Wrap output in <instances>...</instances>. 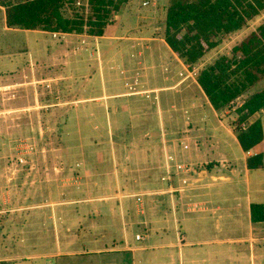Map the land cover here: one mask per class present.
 Segmentation results:
<instances>
[{
    "label": "crops",
    "instance_id": "0c3cea01",
    "mask_svg": "<svg viewBox=\"0 0 264 264\" xmlns=\"http://www.w3.org/2000/svg\"><path fill=\"white\" fill-rule=\"evenodd\" d=\"M144 8L151 13L144 14ZM157 10L158 4H129L115 14L102 36L13 30L2 18L4 33L16 38L25 35L22 43L14 46L18 54L30 52L35 42L34 37H29L37 36L41 53L36 66L53 71L54 65H60L68 72L66 79L70 83L78 78L85 83L92 81L98 67L105 85V71L109 70L112 83L113 72L119 69V91L68 100L71 108L67 117L76 120L71 133L80 138L78 147L83 152V160L77 165L82 166L87 184L79 197L64 203L59 193L57 198L52 195L47 199L46 204L44 197L36 194L34 198L32 193L28 196L26 189L22 195L0 192V264H37L39 260L45 264H61L60 260L67 264H156L154 261L161 257L155 253L171 257L173 250H179L181 264L185 259L201 264L195 258L201 254L200 248L242 243H250L249 256H229L225 264H256L261 257L255 254V246L264 242V222L252 221L251 207L264 204V167L250 169L247 162L251 155L264 154V141L251 152L243 150L234 125L236 113L213 107L197 75L190 76L194 66L185 63L167 43L164 18H159L161 10ZM127 12H137V18H126ZM118 22L127 29L123 31ZM10 43L13 42L4 46L0 58L13 56ZM14 67L6 71L0 66V75L20 68ZM195 70L198 74L199 70ZM1 76L0 97L6 103L5 96L12 87L21 89L27 81H12L9 74ZM49 76L50 79L42 77L41 82L58 79ZM111 99H119V104L113 105L114 119L111 110H105L103 115L94 109L89 111L92 104L107 108V100ZM4 110L0 115L13 112ZM262 120L264 127V111ZM65 149L69 151L71 146ZM104 151L112 154L111 169H106L101 159ZM179 165L190 170H180ZM4 178L7 183L9 179ZM51 185L55 186L54 182ZM75 204L89 206L67 221L68 226L78 219L80 229L86 232L83 249L76 247L75 236L65 238V243L60 238L61 232L66 236L70 232L63 212H69L66 207ZM45 212L56 233V251L30 249L29 254H22L29 241L41 240L45 228L49 230L41 218ZM243 217L247 218L248 235H218L221 226L229 222L236 225ZM34 220L35 224H30ZM13 229L18 236L11 241ZM141 229L144 233L138 231ZM9 230L12 232L7 240L5 233ZM129 231H135L133 240ZM137 234L145 236V240L138 241ZM15 244L22 247L21 252H10L8 247ZM141 252L146 256H138Z\"/></svg>",
    "mask_w": 264,
    "mask_h": 264
},
{
    "label": "rangeland",
    "instance_id": "374dc122",
    "mask_svg": "<svg viewBox=\"0 0 264 264\" xmlns=\"http://www.w3.org/2000/svg\"><path fill=\"white\" fill-rule=\"evenodd\" d=\"M79 3L81 6H84V0H79ZM141 3L142 0H130L129 2V4L136 7H139ZM167 4L168 0H159L158 7L159 10H161L159 18H166L165 9ZM146 10L147 9L145 8L143 9L144 14L151 13V10L148 13L145 12ZM159 10H157L158 13ZM5 12V8L0 6V53L4 50V46L6 47L8 41L13 42L10 43V46H12V49L15 51L14 46L16 45L17 47V45L21 44L25 38V35L16 38L14 35L11 36L10 34L3 32L4 26L2 18H5ZM64 12L67 15H71L72 13L70 8H66ZM126 14V18H137V12H127ZM112 20L113 19H111V21ZM263 22L264 12L259 17L252 20L248 26L241 31L225 36L222 39L221 44L207 54L201 62L194 65V68H197L200 71L202 66L214 62L220 56L231 55L233 48L254 32ZM119 23L120 22H118V25L122 27L123 31L127 29V26L124 29L123 24ZM32 37H34L32 42L34 41L35 45L31 46V49L29 50L30 52L18 54L15 51L11 58H0V66H4L6 71H8L9 68H15L14 66L17 65L20 67L11 73L8 72L3 74L11 75L12 81H27L26 85H22L25 87H21V89L19 86L12 87L11 92L8 91L9 93L5 96L6 103L4 100H1L2 97H0V110H13L12 113L5 112V115H0V192L2 193L7 190L11 193H21L22 195L23 191L25 192L26 189L28 196L32 193L34 194V198H36V194H38L37 197H44L43 201L46 204L48 203L47 199H51L50 197L52 195H54V198H57L58 194L62 193L58 198L65 203L69 198L72 200L73 198L75 199L79 197L83 192V189L87 186L86 179L82 176V166L77 165V163L83 160V152L78 147L80 138L76 134L71 133L76 120L73 117H71V119H68L67 117V115L69 116L68 112L71 108L68 100L74 99L75 97H95L102 96L104 93L118 92L119 69L113 72L114 80L112 83L109 79V70L105 71L106 85L103 84L102 79L99 77L100 72L98 67L95 70L92 81L88 82V80V83H85L83 78H78L76 82L73 81L70 83V81L66 79L68 72L66 69H61L60 65H54L55 69L53 71L36 66L37 57L40 55L39 52L41 53V47L38 48L36 44L37 36L31 35L29 38ZM43 46H45V44L42 45V47ZM1 75L0 78H2ZM46 75L48 76L46 79H50L51 76L49 75H53L52 77L54 78L58 77V79L41 82L42 77L45 78ZM69 84H72L73 87H70ZM69 88L71 94L69 93ZM263 88L264 78L256 85L254 91H259ZM10 96L11 100L8 101V97ZM149 101H152V99H149ZM117 104H119V99H111L107 100V108L96 107L97 105L95 104H92L91 106L93 107L91 108L89 105L88 107L90 108L89 111L94 109L96 114L99 115L105 114V110H111L113 112L112 118L114 119L115 110L113 109V105ZM18 107H22V109H19ZM15 108L16 110L14 111ZM229 110L234 112V108ZM4 136L5 140L3 141L2 139ZM61 145L64 147L61 148ZM67 145L71 146L69 151H66L65 149ZM102 148L106 150V146L104 147L103 145ZM235 157H238V155ZM101 159L105 162V168L111 169L112 154L104 151ZM5 176L11 183H8L9 180L6 183ZM26 180L27 183L25 184L24 182ZM41 182H44V184H41ZM53 182L55 186L51 185ZM25 186H27V188H25ZM51 187L55 188L51 189ZM14 205L18 206V202L17 204L14 202ZM85 207H87V204L67 206L66 208L70 209V211L66 212L67 210L65 209L63 212L64 216H62L64 217L63 220L65 221L64 224L66 225V229H70L68 236L61 232L60 238L62 239V242L65 243L66 239H72L75 236V242L77 243L76 247L79 249L84 248V243L86 242L84 234H86V232H84L83 229H80V222L78 219L75 223L71 221L68 226L67 221L74 217L76 218V215H78L77 211L82 213L83 208ZM74 209L76 214H74ZM45 217L46 212L41 218H44L43 221L47 227H49V230L45 228L44 232H42V239L36 241L32 239L24 250H22V247L15 244L13 247H8L10 252L19 251V249L22 250V252L19 251L22 254L24 251H27L26 254H29L30 249L31 251L37 249L42 252L56 251L57 242L56 233L52 225L53 223L48 221ZM16 219L18 220L19 217L16 216ZM240 220L241 221L236 225H231L229 222L228 225L224 224V226H221V231L218 232V235H220V237H240L248 235L247 218L244 219L243 217ZM39 223H41V220ZM30 224L34 225L35 220L31 221ZM81 224L86 227V224ZM190 224L192 225V222ZM138 231L144 233V230L142 229ZM209 231L210 234L215 233L212 230ZM11 232L12 230H9L5 233L7 240L9 239L8 235ZM129 232L131 234V239L133 240L135 238V231ZM79 234L80 237H78ZM17 236V230H14L11 241ZM38 236L41 237V234H38ZM249 244L250 243L206 246L204 249L200 248L201 254L195 256V258L199 259L201 264H225L224 260L229 256H234V258L243 255H246V257L249 256ZM255 247V254L263 257L264 242H259ZM202 251L204 254H202ZM145 253L141 252L138 256L145 257ZM156 254L161 257L160 261H154L158 262L156 264H181L179 250H173L171 252V257L163 258V254L160 253V251L155 253V255ZM261 257L257 259L256 264H264V260H261ZM204 258H206V261L203 262L202 260ZM60 263L67 264L68 261L65 260L61 262L60 260ZM37 264H45V261L39 260ZM183 264L192 263L185 259Z\"/></svg>",
    "mask_w": 264,
    "mask_h": 264
},
{
    "label": "trees",
    "instance_id": "16d2710c",
    "mask_svg": "<svg viewBox=\"0 0 264 264\" xmlns=\"http://www.w3.org/2000/svg\"><path fill=\"white\" fill-rule=\"evenodd\" d=\"M129 2L84 0L81 6L79 0H0V6L5 8L9 29L102 36L111 19ZM66 8L71 15L64 12ZM165 10L167 43L185 63L194 66L225 36L241 31L259 17L264 12V0H168ZM263 78L264 22L235 46L231 55L202 66L197 74L199 85L216 110L234 108L236 135L245 152L264 141V88L254 91ZM247 164L250 169L263 168L264 154L251 155ZM251 214L254 223L264 222V204H252Z\"/></svg>",
    "mask_w": 264,
    "mask_h": 264
},
{
    "label": "built area",
    "instance_id": "2783aa9c",
    "mask_svg": "<svg viewBox=\"0 0 264 264\" xmlns=\"http://www.w3.org/2000/svg\"><path fill=\"white\" fill-rule=\"evenodd\" d=\"M158 2H159V0H142V4H143L144 7L155 6V5L158 4ZM55 35H58V34L55 33ZM191 68H192V66H191ZM190 74H191L190 76H192V77L197 75V71L195 70V68H193V70H190ZM243 128L244 129L246 128L245 124L243 125ZM178 168L180 170H182V169H185L187 171L190 170L189 167H184L182 165H179ZM136 239L138 241H143V240H145V236H143L142 234H137Z\"/></svg>",
    "mask_w": 264,
    "mask_h": 264
}]
</instances>
